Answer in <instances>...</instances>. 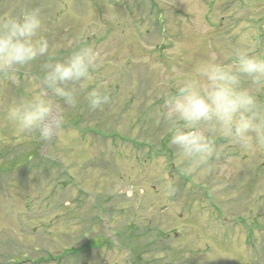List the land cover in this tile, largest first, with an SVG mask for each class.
Segmentation results:
<instances>
[{
    "label": "rangeland",
    "instance_id": "374dc122",
    "mask_svg": "<svg viewBox=\"0 0 264 264\" xmlns=\"http://www.w3.org/2000/svg\"><path fill=\"white\" fill-rule=\"evenodd\" d=\"M13 7L40 10L51 55L0 74V264H264V150L218 141L185 172L158 119L196 61L249 39L264 52V0H0V16ZM84 43L105 54L88 88L109 102L49 96L65 128L18 140L9 101Z\"/></svg>",
    "mask_w": 264,
    "mask_h": 264
},
{
    "label": "clouds",
    "instance_id": "9594fccd",
    "mask_svg": "<svg viewBox=\"0 0 264 264\" xmlns=\"http://www.w3.org/2000/svg\"><path fill=\"white\" fill-rule=\"evenodd\" d=\"M45 21L38 8H10L0 16V74L14 80L19 69L51 55ZM249 39L230 50L226 61L209 56L193 64L174 92L165 97L158 119L168 124L169 144L185 172L207 165L220 155L218 141L248 154L264 150V52ZM105 58L91 44H81L62 60L45 64L39 91L28 90L9 101L2 118L18 140L47 143L64 128L66 115L49 102L75 108L81 94L90 109L109 102L103 88L88 82Z\"/></svg>",
    "mask_w": 264,
    "mask_h": 264
}]
</instances>
